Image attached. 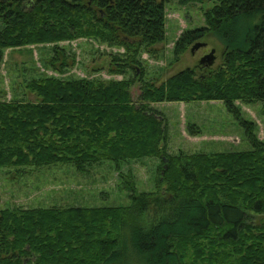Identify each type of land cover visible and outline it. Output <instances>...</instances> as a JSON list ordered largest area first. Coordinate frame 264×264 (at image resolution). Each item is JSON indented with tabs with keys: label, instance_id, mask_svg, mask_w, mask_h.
<instances>
[{
	"label": "trees",
	"instance_id": "obj_1",
	"mask_svg": "<svg viewBox=\"0 0 264 264\" xmlns=\"http://www.w3.org/2000/svg\"><path fill=\"white\" fill-rule=\"evenodd\" d=\"M171 1L210 4L204 25L175 41L174 62L209 35L224 48L216 68L198 64L155 86L141 56L165 42ZM78 39L122 49L107 56L121 80H26L34 101L0 100V168L84 172L157 158L156 192L137 193L120 174L126 207L1 209L0 264H200L206 250L218 256L230 246L220 264H264V0H0V64L6 49L53 45L47 66L62 74L75 55L58 44ZM191 102L222 103L250 150L167 154L165 119L151 105ZM237 103L261 104L263 140ZM151 204L166 206L155 223L146 218Z\"/></svg>",
	"mask_w": 264,
	"mask_h": 264
},
{
	"label": "rangeland",
	"instance_id": "obj_2",
	"mask_svg": "<svg viewBox=\"0 0 264 264\" xmlns=\"http://www.w3.org/2000/svg\"><path fill=\"white\" fill-rule=\"evenodd\" d=\"M210 4L182 6L175 1L165 5L166 40L154 47L155 54H142L144 61V80L159 86L167 78L197 65L198 61L211 50L215 52L213 68L221 63L222 42L209 35L199 43L204 48L191 53L186 52L179 62L173 61L174 43L182 32L204 25L203 10ZM59 46L70 50L74 63L62 74L50 70L47 60L53 45H32L4 50L0 64V100L9 101L16 97L23 101H34L23 83L42 75L61 79L121 80L120 76L108 73L107 63L110 53H122V49L99 45L92 40L78 39L61 42ZM139 85L132 89L135 99ZM237 105L242 117L257 126L256 134L263 140L261 104ZM153 108L162 113L167 126V149L169 155L183 153L214 154L225 152H243L250 150L247 138L237 121L227 112L220 102L202 103H159ZM120 168L110 161H104L87 167L79 172L73 165H51L43 168L21 167L0 168V210L6 208H101L126 207L130 205L128 193L122 189L120 174L131 176L137 193L156 192L161 168L157 158L121 163ZM165 207L150 205L146 218L155 223L166 212ZM260 220H253L259 222ZM207 249L206 239L201 241ZM234 247L206 250L200 264H220L225 253ZM192 248L187 251L191 254ZM215 261V262H214Z\"/></svg>",
	"mask_w": 264,
	"mask_h": 264
},
{
	"label": "water",
	"instance_id": "obj_3",
	"mask_svg": "<svg viewBox=\"0 0 264 264\" xmlns=\"http://www.w3.org/2000/svg\"><path fill=\"white\" fill-rule=\"evenodd\" d=\"M205 46H206V44L198 42L195 45H193L190 52L193 53L194 51L199 50L200 48H203ZM215 59H216L215 52H214V50H211L207 55H205L203 58L200 59L198 64L201 67L210 68L213 66Z\"/></svg>",
	"mask_w": 264,
	"mask_h": 264
},
{
	"label": "flooded vegetation",
	"instance_id": "obj_4",
	"mask_svg": "<svg viewBox=\"0 0 264 264\" xmlns=\"http://www.w3.org/2000/svg\"><path fill=\"white\" fill-rule=\"evenodd\" d=\"M204 48V47H203ZM200 61V60H199ZM199 61H198V63H199ZM198 63H197V65H198Z\"/></svg>",
	"mask_w": 264,
	"mask_h": 264
}]
</instances>
